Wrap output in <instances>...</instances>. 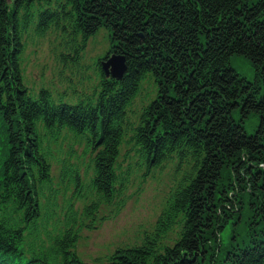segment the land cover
Wrapping results in <instances>:
<instances>
[{
	"label": "trees",
	"instance_id": "trees-1",
	"mask_svg": "<svg viewBox=\"0 0 264 264\" xmlns=\"http://www.w3.org/2000/svg\"><path fill=\"white\" fill-rule=\"evenodd\" d=\"M101 30L126 60L121 78L99 67L93 95L73 105L27 84L28 40L52 33L77 67ZM66 134L90 155L59 163L75 195L91 189L77 203L87 229L102 207H124L136 177L174 168L152 226L104 259L80 257L72 219L39 225L62 187L49 142ZM51 232V246L34 243ZM0 264H264V0H0Z\"/></svg>",
	"mask_w": 264,
	"mask_h": 264
},
{
	"label": "rangeland",
	"instance_id": "rangeland-1",
	"mask_svg": "<svg viewBox=\"0 0 264 264\" xmlns=\"http://www.w3.org/2000/svg\"><path fill=\"white\" fill-rule=\"evenodd\" d=\"M107 48L108 33L101 30L89 40L81 57L84 62V71L78 73L79 68L69 64L65 66L60 61V44L55 35L48 33L44 38L30 39L27 41L21 57L25 80L35 90L46 87L58 100L73 102L85 97L87 95L86 89L92 92L97 85L98 75L94 61L104 55ZM234 66L246 77H253V71L241 60H235ZM144 87L146 92L153 90V81H146ZM143 99H146L145 96ZM137 101L134 108L135 113L139 114L140 99ZM70 145H76L79 150L83 147L82 142L77 143L71 137L64 141V148L67 149ZM58 152L59 150L55 148V153ZM154 175L156 176L148 180H141V177H136L127 190L124 207L118 208L117 206L115 209L102 207V213L106 216H99L96 228L93 230L83 229L79 233L80 237L76 243V250L84 261L106 258L118 243L134 242L145 228L152 226L165 204V197L169 193V184L174 177V170L173 167H167L163 171H156ZM81 193L83 196H90L91 194L89 189L82 190ZM75 194L74 185L65 179L56 202L59 208V215L55 216L56 224L65 222L69 203L72 202L73 206L77 204L80 195ZM74 218L79 221L82 220L83 212L80 208L75 209ZM83 221H86V217L83 218ZM229 232L228 228L223 234L226 240ZM47 242L48 238L45 233L41 234L40 240L34 239L36 245L48 246Z\"/></svg>",
	"mask_w": 264,
	"mask_h": 264
},
{
	"label": "water",
	"instance_id": "water-1",
	"mask_svg": "<svg viewBox=\"0 0 264 264\" xmlns=\"http://www.w3.org/2000/svg\"><path fill=\"white\" fill-rule=\"evenodd\" d=\"M107 64L112 66V74L119 78H121L127 68L125 58L120 56H113Z\"/></svg>",
	"mask_w": 264,
	"mask_h": 264
}]
</instances>
